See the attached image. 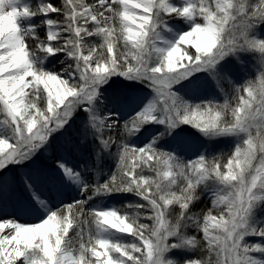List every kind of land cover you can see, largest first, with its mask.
<instances>
[{"label": "snow or ice", "instance_id": "obj_1", "mask_svg": "<svg viewBox=\"0 0 264 264\" xmlns=\"http://www.w3.org/2000/svg\"><path fill=\"white\" fill-rule=\"evenodd\" d=\"M114 77L149 92L127 118ZM10 168L0 264H264V0H0L5 188Z\"/></svg>", "mask_w": 264, "mask_h": 264}, {"label": "rangeland", "instance_id": "obj_2", "mask_svg": "<svg viewBox=\"0 0 264 264\" xmlns=\"http://www.w3.org/2000/svg\"><path fill=\"white\" fill-rule=\"evenodd\" d=\"M174 28L177 30H185L187 28V25L185 24H175L173 25ZM251 63H256L255 60L251 61ZM51 67V66H50ZM57 68H59V65H56ZM106 89V95L109 97L110 104H115V107L113 110H119L121 112L122 118H127L128 115H131L132 112H134L143 102L145 97L149 94L148 89L145 88L141 84H137L133 81H127L123 80L119 77H114L108 85H105ZM186 94L188 95H198L200 90H193L192 88L185 89L184 90ZM83 113H79L77 116V121L79 117H82ZM78 126V124H74V127ZM158 128L152 127V126H146L144 129L141 130V133L139 134V137L141 139V142L146 141L151 135H153ZM190 132L191 130H186ZM71 134V132H69ZM183 137H176V138H170L167 143L169 144H177L179 143V140ZM232 145L228 144L220 145L216 148V151H222L226 149H231ZM37 162L44 164L48 167H52L54 163V157H49L45 155H40L37 158ZM74 167H80V165L86 163V160L83 157H77L73 156L70 161ZM104 166L105 168H110L113 164L110 159L104 160ZM16 170L14 168H10L4 175L8 176L10 179L8 181V188H5L4 183L0 181V190H3L4 192L8 193L10 192V189L12 187V181L11 177L15 175ZM19 191V189H17ZM62 194H63V200L64 202H70L73 198H80L79 192L76 189L75 186H68L62 188ZM47 195V194H46ZM206 198H209L208 196H204ZM6 214L15 215L18 219H20L22 222L27 223H34L37 221L38 218H42V216L38 217L35 213L33 214H26L22 207H20L17 204L16 198H10V196H6ZM52 199L54 201L53 207L58 206V204L55 203L59 197H57L55 194H52ZM132 199L131 197L127 196H114L106 200L103 204L104 207L107 206H115V207H121L127 200ZM93 204L100 205L101 201L99 199H94L92 201ZM260 216L264 218V212L260 213Z\"/></svg>", "mask_w": 264, "mask_h": 264}, {"label": "trees", "instance_id": "obj_3", "mask_svg": "<svg viewBox=\"0 0 264 264\" xmlns=\"http://www.w3.org/2000/svg\"><path fill=\"white\" fill-rule=\"evenodd\" d=\"M220 101L223 102V97H219ZM230 149L222 150V151H215V154H220V153H227L229 152ZM114 166L113 164L111 167ZM110 167V168H111ZM211 207V200L209 198L203 197L201 201L197 202L196 207L193 209V211H200L201 209Z\"/></svg>", "mask_w": 264, "mask_h": 264}]
</instances>
